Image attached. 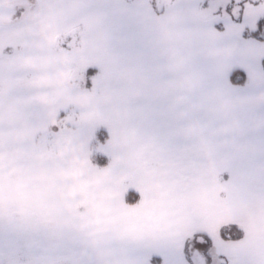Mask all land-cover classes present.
<instances>
[{"label": "snow or ice", "instance_id": "6c2138e0", "mask_svg": "<svg viewBox=\"0 0 264 264\" xmlns=\"http://www.w3.org/2000/svg\"><path fill=\"white\" fill-rule=\"evenodd\" d=\"M0 264H264V0H0Z\"/></svg>", "mask_w": 264, "mask_h": 264}]
</instances>
